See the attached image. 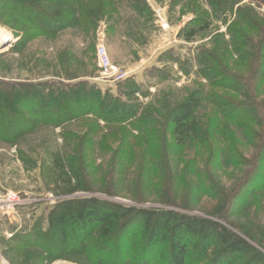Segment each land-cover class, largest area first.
Returning <instances> with one entry per match:
<instances>
[{
	"label": "rangeland",
	"instance_id": "rangeland-1",
	"mask_svg": "<svg viewBox=\"0 0 264 264\" xmlns=\"http://www.w3.org/2000/svg\"><path fill=\"white\" fill-rule=\"evenodd\" d=\"M8 6L0 10V31L4 33L0 42V82L5 85L0 94L4 105L1 129L8 127L13 117L26 120L31 116L21 108L27 88L16 89V95H11L12 101L15 98L18 102L11 111L8 84L52 82L84 84L80 102L85 93L97 95L98 103L104 98L103 109L116 100L133 107L136 121L150 118L157 125L144 129L152 135L145 138L146 134L128 125L132 120L123 127L115 116L106 121L92 112L59 125L40 123L30 130L20 126L14 142L0 139V264L92 263L85 253L43 261L45 257L37 248H22L20 242L9 241L10 234L32 229L37 222L45 228L47 212L57 203L86 198L216 222L245 240L254 253L261 255L260 264H264V190L260 182L264 157L258 156L264 142L259 127L264 124V85L263 93H255L258 76L264 72L263 67L255 70L257 60L264 58L258 53L261 49L257 50L259 27L264 24V0H94L92 8L87 9L93 13L89 19L82 18V25L32 40L16 38L14 33L21 36V28L25 27L14 22ZM64 10L71 8L66 6ZM205 23L208 27L203 29ZM190 31L195 35L186 40ZM262 44L259 47L264 50ZM100 46L110 62L127 73L123 82L112 84L101 77L96 58ZM207 66L216 71L208 73ZM221 73L242 76L244 83L235 90L214 89L210 82H221ZM195 91L203 92L194 120L205 139L176 144L165 137L167 132H162L160 124ZM215 93L224 99L215 98ZM229 106H251L256 112L251 115L254 121L241 122L245 126L223 121L216 134L209 129L207 137L211 120ZM165 126L170 130L169 123ZM17 131L12 134L16 136ZM79 151L88 166L86 179L93 189L71 195L61 193L58 166L72 164L71 159L78 165ZM217 151L222 153L216 159L218 163L213 160ZM232 154L235 159L229 163ZM148 168L152 175L148 176ZM249 175L250 184L240 191L239 202L231 209L232 217L226 221L217 217L215 211L224 204L220 202L223 196L240 188ZM110 185L115 191L102 190ZM8 193L18 199L13 209L6 205ZM168 195L174 204L162 203ZM138 228L139 223L132 233ZM107 247L108 251H100L101 247L95 250L94 257L103 258L98 264L108 263L113 249L125 255L129 250L126 244L118 249L113 242ZM154 248L158 247L148 249L149 262H138L165 264L162 251ZM236 256L230 264L248 259Z\"/></svg>",
	"mask_w": 264,
	"mask_h": 264
},
{
	"label": "trees",
	"instance_id": "trees-1",
	"mask_svg": "<svg viewBox=\"0 0 264 264\" xmlns=\"http://www.w3.org/2000/svg\"><path fill=\"white\" fill-rule=\"evenodd\" d=\"M93 1L0 0V10L5 9L9 4L7 10L13 14L14 22L16 24L19 22L25 27V30L21 28V36L14 33L16 38L32 40L38 37H52L64 29L82 25V18L88 16L89 19L93 13V11L89 12L87 10L92 8L90 5ZM220 1H223V3L228 2V0ZM66 6H69L71 10L65 11ZM95 11L97 12V9ZM203 27V29H206L208 25L205 23ZM259 29L261 37L257 50L261 49L258 53L263 55L264 52L262 51L264 50L259 45L264 43V24H260ZM194 35L195 32L190 31L185 39L191 40ZM257 56L255 53L256 59ZM263 59L259 58V61L257 60L256 71L261 67L264 68ZM207 69L208 73L215 70L213 67L208 66ZM210 75L206 76L210 79ZM218 78L222 79L221 82L218 80L210 82V84L213 83L214 89L235 90L239 85L242 86L241 83H244V78L237 75L228 76L221 73ZM258 83L259 86L256 88L255 93H263L264 72L262 77L258 76ZM2 85L4 84L0 82V94H3ZM83 86L84 84L66 85L53 82L35 85L8 84V89L11 92L7 97L11 98L10 104L12 105L10 107H13L11 111H14V107L18 105L15 98L12 101V96L18 92L16 89L27 88L25 94L29 96L23 97L24 104L21 105V108L23 113L30 112L31 116L26 120L13 117L11 118L13 119L12 123L8 127H3L4 129H1L2 125L0 123V132H5L0 134V139L14 142V139L18 137L20 126L24 128L23 130H30L40 123L59 125L61 122L66 123L77 116L86 113L91 114L92 112V114L106 121L115 116L117 124L123 127L126 126L125 123L132 120L128 124L129 126H133L134 129L146 134L145 138L152 136L149 135L150 131H144V129L157 125V122L150 118L144 121H136V111H133V107L112 100L107 109H103L104 102L102 101L104 98L98 103L100 98L97 95H89V93L88 95L87 93L83 94L82 102H80V91H82ZM71 88H75V90H69ZM96 94L99 95L100 93L97 92ZM202 94V91L191 93L179 105L174 107L167 117H164L163 124H160V126L162 132L163 129L167 132L165 136L167 139L170 137L172 142L176 144H183L185 141L203 142L205 134L201 132L202 129L199 123L194 120V114L201 105ZM215 95V98L224 99L221 94L215 93ZM3 107L4 105L0 102V117L3 114ZM255 113L251 106L225 107L218 115H215L214 120L209 121L211 128H207L206 135L209 137V129H213L214 134H216V130L223 121L237 123L236 126H245L241 122L254 121L251 115ZM165 122L170 124V130H166ZM136 123L138 126H136ZM259 127L262 128L260 133L263 134L264 124ZM16 130L18 131L15 136L12 133ZM4 136L7 138H4ZM258 149V156L264 157V142ZM219 156H222V153L217 151L213 158L214 162L218 163L216 159ZM234 157L232 154L229 163L234 161ZM165 160L167 164L168 159ZM70 162L72 164L66 167L63 165L58 166L57 181L63 186L61 193L71 195L79 191H91L93 187L91 182L89 183V180H87L89 178L85 173L88 166L81 151H79V159H77L78 165L74 163L73 159ZM150 174L152 175V172L148 168V176ZM251 177L252 175L247 176L248 180L246 178L241 182L240 188L236 191L234 190V192H229L226 196H223L220 202H225L223 205H219L215 211L217 217L224 221L232 217L231 209L237 206L239 193L246 187ZM260 182L263 183L261 184L262 191L264 190V177ZM102 190L106 193H109V190L111 192L115 191L111 185ZM219 190L224 192L222 189ZM168 191L170 190L168 189ZM253 191L251 194L255 193V190ZM174 196H176V193H174ZM168 197L169 195L163 197L161 199L162 203L174 204L173 200ZM138 201L142 202L143 200ZM137 223L141 228L134 230V233H132L133 228L137 227ZM9 241L20 242L22 248H37L41 252L40 256L45 257L43 261L47 262L63 259L68 254L85 253L86 260L88 262L92 261V263L89 262L90 264H98L103 261V258L100 256L95 258V250L101 247L100 251H108L107 243L109 242H113L118 249L126 244L129 250L125 255L113 249L108 263L105 264H142L138 261L143 259L149 262L151 256L148 259V249L152 246L158 247L154 248L155 250L162 251L163 258L161 260L165 264H230L232 259L235 260L236 255L239 254L248 256L247 260L244 259L241 262L242 264H260L262 260L261 255L254 253L253 248L245 240L216 222L197 217L182 216L172 211L156 208L125 207L94 198L64 200L57 203L47 212L45 228L37 222L32 229H22L12 233Z\"/></svg>",
	"mask_w": 264,
	"mask_h": 264
},
{
	"label": "built area",
	"instance_id": "built-area-1",
	"mask_svg": "<svg viewBox=\"0 0 264 264\" xmlns=\"http://www.w3.org/2000/svg\"><path fill=\"white\" fill-rule=\"evenodd\" d=\"M96 58L98 68L103 80H106L107 82H110L112 84H119L127 78V73L121 71L117 66L113 65L110 62L104 47L100 46L97 48ZM8 195L9 196L6 199V205L8 208L13 209L14 206H16V204L18 203L17 196L13 193H8ZM9 237H11V234L9 235Z\"/></svg>",
	"mask_w": 264,
	"mask_h": 264
},
{
	"label": "bare ground",
	"instance_id": "bare-ground-1",
	"mask_svg": "<svg viewBox=\"0 0 264 264\" xmlns=\"http://www.w3.org/2000/svg\"><path fill=\"white\" fill-rule=\"evenodd\" d=\"M3 38H4V33L0 31V42L3 40Z\"/></svg>",
	"mask_w": 264,
	"mask_h": 264
}]
</instances>
